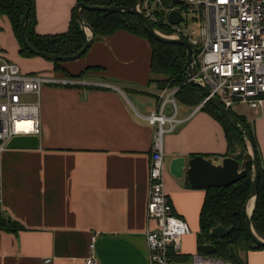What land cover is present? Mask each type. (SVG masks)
Here are the masks:
<instances>
[{
    "label": "crops",
    "instance_id": "0c3cea01",
    "mask_svg": "<svg viewBox=\"0 0 264 264\" xmlns=\"http://www.w3.org/2000/svg\"><path fill=\"white\" fill-rule=\"evenodd\" d=\"M77 3L34 0L35 31L66 32ZM19 48L9 18L0 15V54L28 65L26 72L48 70L52 77L79 81L42 85L38 147L0 152L1 215L20 225L15 232L0 229V264H85L94 233L99 264H149L145 231L156 227L147 218L153 127L143 116L157 108L161 90L151 80L150 40L123 29L94 39L80 58L58 62L74 75L82 73L79 78L54 70L52 61L31 68L32 58L20 57ZM179 102L181 116L197 107ZM239 106L238 113L254 123L264 167V134L258 131L264 106ZM227 151L222 124L202 107L165 136V190L190 226L181 243L184 256L200 250L208 188L193 186L186 173L176 177L171 161ZM245 257L248 264H264V247L248 249Z\"/></svg>",
    "mask_w": 264,
    "mask_h": 264
},
{
    "label": "built area",
    "instance_id": "2783aa9c",
    "mask_svg": "<svg viewBox=\"0 0 264 264\" xmlns=\"http://www.w3.org/2000/svg\"><path fill=\"white\" fill-rule=\"evenodd\" d=\"M152 3L155 8H152ZM185 5L184 8L181 5ZM153 23L168 28V36L182 35L193 48V63L197 77L193 78L210 89L229 109L247 105L254 110L264 106V0H183L173 7L163 6V0H143L138 5ZM182 12V21L172 24L168 13ZM165 10L163 19L157 12ZM186 10L193 13L195 28L185 30L189 23ZM79 80L60 79L42 73H24L19 65L0 54V152L5 143L17 134H39V93L44 84L76 85ZM106 86V85H102ZM178 86L161 88L158 106L143 116L153 127L152 154L149 169L147 218L156 227L147 228L146 240L149 264H232L228 261L196 252L188 256L180 253L182 239L190 233L187 221L179 216L165 190V136L209 101L203 102L187 116L180 115ZM33 94L35 99L24 100ZM24 122V123H22ZM28 122L29 130L23 128ZM3 209V190L0 175V212ZM94 233L89 244L85 264H99L96 257Z\"/></svg>",
    "mask_w": 264,
    "mask_h": 264
},
{
    "label": "trees",
    "instance_id": "16d2710c",
    "mask_svg": "<svg viewBox=\"0 0 264 264\" xmlns=\"http://www.w3.org/2000/svg\"><path fill=\"white\" fill-rule=\"evenodd\" d=\"M139 0H78L88 5H114L134 7ZM77 3V4H78ZM171 0H163V6L168 7ZM182 8L185 5H181ZM28 11L25 24V35L28 43L36 50L45 51L56 55H69L78 52L86 42L85 32L74 15L70 19L68 30L59 34H38L35 31L34 0H0V15L9 18L13 32L19 44V53L22 56H33L24 46L20 37L19 20ZM83 18L95 33V39L110 35L123 29L130 33L147 37L153 48L151 61V73L155 76L151 80L156 81L163 88L165 86H178L177 98L189 105H199L205 94L199 86H195L187 80L185 68L187 51L185 46L161 42L144 29L138 17L129 12H110L83 9ZM161 19L165 17V10L157 12ZM153 26L162 32L168 28L163 24L153 22ZM59 61H53L54 70L61 71L70 78H79L81 74L74 75L65 68L59 66ZM204 110L216 117L222 124L228 144L227 155L240 161L243 168L247 169V175L238 182L226 187H211L207 189L204 203L200 213V233L198 244L212 243L215 245L214 257L228 261L232 264H248L245 254L249 247V235L246 230V216L244 206L251 194L252 187V156L248 152V145L242 134L230 124L222 113L210 102L202 106ZM233 113L252 132L255 142L256 136L249 122L243 115L233 109ZM258 148V145H257ZM261 176L258 187L255 207L252 213V225L255 232L264 238V167L261 164ZM218 225L226 228L232 227V232L223 239H214L210 235L211 229ZM20 225L15 221L4 218L0 212V229L15 232ZM262 248V247H261ZM200 251V250H199ZM201 252V251H200Z\"/></svg>",
    "mask_w": 264,
    "mask_h": 264
},
{
    "label": "water",
    "instance_id": "95a60500",
    "mask_svg": "<svg viewBox=\"0 0 264 264\" xmlns=\"http://www.w3.org/2000/svg\"><path fill=\"white\" fill-rule=\"evenodd\" d=\"M143 0H139L134 7L114 6V5H88L85 2H79L74 8V15L81 24L85 35L86 42L84 46L76 53L69 55H56L45 51H39L34 49L27 41L25 35V24L28 18V11L21 16L19 20L20 37L28 51L32 54L41 56L47 60L64 62L68 60H74L80 58L93 44L95 39V33L93 29L88 25L83 18L81 12L83 9L110 11V12H129L135 14L141 22L144 29L153 38L170 44H180L185 46L187 51L186 58V72L188 77H197V69L193 63V48L191 44L182 36H168L159 32L152 24L150 19L138 9V4ZM183 0H171L170 6L182 4ZM168 19L172 24H178L182 21V12L179 9H173L168 13ZM90 31V34L87 33ZM195 86H199L206 97H209V101L222 113V115L233 125L244 137L247 142L248 148H250L252 155V187L251 194L244 206V214L246 216V230L249 235V247L257 249L264 247V238L260 237L254 230L252 225V211L251 205L255 207L256 198L258 194V187L261 176L260 160L258 155V148L255 142L252 132L241 122V120L233 113V111L227 108L220 99L212 95L210 89L207 86L201 85L194 78L189 82ZM2 140L0 139V144ZM39 138L38 134H17L13 135L6 143V148H19V149H35L38 147ZM171 172L176 177H182L184 173L187 174L190 183L197 187H226L230 186L247 175V169L243 168L240 161L233 156H221L216 155L211 158H205L202 155H196L193 157L178 156L171 161ZM252 210V209H251ZM254 210V209H253ZM232 227L226 228L223 225H218L211 229L210 235L214 239H223L232 232ZM200 251L206 255H213L215 252V245L212 243H205L199 246Z\"/></svg>",
    "mask_w": 264,
    "mask_h": 264
},
{
    "label": "rangeland",
    "instance_id": "374dc122",
    "mask_svg": "<svg viewBox=\"0 0 264 264\" xmlns=\"http://www.w3.org/2000/svg\"><path fill=\"white\" fill-rule=\"evenodd\" d=\"M155 7H156L155 4L152 3V8H153V9H156ZM185 13L189 15V23H188V25H187L186 22H183V23L181 24L182 28H184L185 30L195 28V27H196V24H194L193 21H192V15H193V13L190 12L189 10H186ZM17 54H18L20 57H24V56H22L19 52H18ZM4 55H5V54H4ZM6 56H7V57H6ZM6 56H5V57H6L7 59L13 61L11 58H9L8 55H6ZM25 58H32V60L29 62V63H30V67H31V68H34V69H38V70H39L38 66H40L39 63H49V62H51V60H47V59H45V58H43V57H41V56H37V55H33V56H30V57H25ZM21 59H23V58H21ZM13 62H16V63L19 65L21 71L24 72V73H32V72H33V73H42V72H39V71H32V72H29V71H28V72H26V71H24V69L28 68V67H29L28 65H26V64H22V62H20V61H13ZM52 62H53V61H52ZM59 66H62L61 63H59ZM42 74H44V75H46V76H51V77H52V76H55L54 73H48V70H47V73H42ZM23 98H24V100H33V99H35V96H34L33 94H29V95H27V96H23ZM179 101H180V100H179ZM232 109H233L235 112L238 113V112L240 111L241 108H240L239 105H236V106H234ZM238 114H239V113H238ZM249 124H250L252 130L255 131L254 123L251 122V123H249ZM258 131H259V133L264 134V122L258 124ZM250 154H251V153H250ZM251 156H252V155H251Z\"/></svg>",
    "mask_w": 264,
    "mask_h": 264
},
{
    "label": "bare ground",
    "instance_id": "6f19581e",
    "mask_svg": "<svg viewBox=\"0 0 264 264\" xmlns=\"http://www.w3.org/2000/svg\"><path fill=\"white\" fill-rule=\"evenodd\" d=\"M87 33L90 34V31L87 30ZM204 105V104H203ZM24 123V122H22ZM27 125H25L23 128H25L26 130H29L30 126L28 125V122H26ZM5 147V146H4ZM6 148V147H5Z\"/></svg>",
    "mask_w": 264,
    "mask_h": 264
}]
</instances>
